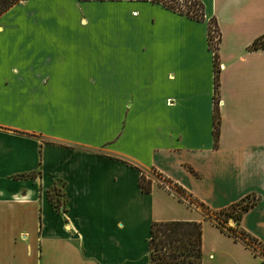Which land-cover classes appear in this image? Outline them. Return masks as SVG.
I'll list each match as a JSON object with an SVG mask.
<instances>
[{
	"label": "crops",
	"instance_id": "1",
	"mask_svg": "<svg viewBox=\"0 0 264 264\" xmlns=\"http://www.w3.org/2000/svg\"><path fill=\"white\" fill-rule=\"evenodd\" d=\"M196 1L202 21L145 1L0 16V264H149L151 224L169 221L201 223L203 264H261L159 181L213 212L253 203L238 227L264 245V0Z\"/></svg>",
	"mask_w": 264,
	"mask_h": 264
},
{
	"label": "trees",
	"instance_id": "2",
	"mask_svg": "<svg viewBox=\"0 0 264 264\" xmlns=\"http://www.w3.org/2000/svg\"><path fill=\"white\" fill-rule=\"evenodd\" d=\"M79 1H145L151 3H157L164 8L176 12L186 17L196 20H203V6L196 0H187L180 2L179 0H79ZM18 3V0H0V16L5 14L10 8ZM183 7L186 9L183 10ZM213 23V22H212ZM214 24V23H213ZM215 25V24H214ZM216 27V26H215ZM217 30V29H216ZM218 32V31H217ZM254 49H264V37L256 40L253 44ZM214 88L217 92L218 87V55L214 54ZM219 116L217 112L213 115V140L217 143L219 136ZM177 192L184 195L186 199H189L190 204L196 205V207L205 211L209 216L206 219L210 220L221 232L227 236L232 237L235 241L242 242L247 248L246 242L238 239V236L233 233L232 229L224 231L222 227L213 221L212 217L218 219L219 216L231 217L232 220L238 225L241 215L245 212L253 203H237L229 206L227 209L213 212L203 203L198 202L182 188L173 184L170 180L163 178ZM139 188L142 193H150L151 183L146 180L143 174L139 177ZM229 212L228 214H226ZM235 213V214H233ZM228 220V219H227ZM240 235L246 237V239L253 244L257 245L264 252V245L258 242L256 239L249 237L244 232L239 231ZM253 253L258 254L252 250ZM148 260L149 264H203L202 262V225L200 222H183V221H169V222H154L151 224L150 237L148 240ZM264 264V261H261Z\"/></svg>",
	"mask_w": 264,
	"mask_h": 264
},
{
	"label": "rangeland",
	"instance_id": "3",
	"mask_svg": "<svg viewBox=\"0 0 264 264\" xmlns=\"http://www.w3.org/2000/svg\"><path fill=\"white\" fill-rule=\"evenodd\" d=\"M183 10L185 11L186 9L183 7ZM209 23H212V22L210 21ZM159 181L166 188L170 189L171 191H173L174 193H176L179 197H181L184 201H186V203L189 206L195 207L198 210H200L201 213L203 214V216L205 218H206V216H209L205 211H203L202 209L196 207V205L190 204L189 203V199H186V197L184 195L180 194L174 188H172V186H170L168 183H166L163 180L162 177L159 178ZM49 199H50V203H51V206L54 209V211L56 213H58L60 216L64 217V214L65 213H64V209L62 208V203H61L62 199H61L60 195L58 196V193L53 190L49 194ZM248 201L252 202L253 200H250L249 199ZM228 213L229 212H227L226 214H228ZM233 214H235V213H233ZM212 219H213L214 222H216L217 224H219V226L222 227V229L224 231H227L228 229H232L233 230V233L238 236V239L241 240V241H243V242H246L247 243V246L249 248H251L252 250H254L258 254V256H260L261 259L264 261V252L257 245H255L252 242L248 241L246 239V237H244L243 235H240V233H239L240 229H239L238 225L237 224H230V222L233 221L231 217H227V216L223 215V216H219L218 219H215L214 217H212ZM136 223H137V220L132 219L130 221V226L132 228H134L136 226ZM140 232H141V227H140ZM132 246H133L134 251H136V252H141L144 249V246L147 249V243H145V245H144V242L141 241V238L139 239V241L136 244L134 243Z\"/></svg>",
	"mask_w": 264,
	"mask_h": 264
},
{
	"label": "built area",
	"instance_id": "4",
	"mask_svg": "<svg viewBox=\"0 0 264 264\" xmlns=\"http://www.w3.org/2000/svg\"><path fill=\"white\" fill-rule=\"evenodd\" d=\"M208 43L210 46V50L212 51L213 55L216 53V49L219 43V34L216 30V27L213 23H208ZM221 102L217 103V106H220ZM249 203V202H247Z\"/></svg>",
	"mask_w": 264,
	"mask_h": 264
},
{
	"label": "water",
	"instance_id": "5",
	"mask_svg": "<svg viewBox=\"0 0 264 264\" xmlns=\"http://www.w3.org/2000/svg\"><path fill=\"white\" fill-rule=\"evenodd\" d=\"M230 224H233V222H230Z\"/></svg>",
	"mask_w": 264,
	"mask_h": 264
}]
</instances>
